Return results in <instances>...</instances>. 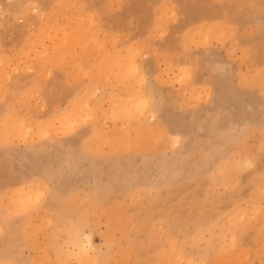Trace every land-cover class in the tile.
Instances as JSON below:
<instances>
[{
  "label": "rangeland",
  "instance_id": "rangeland-1",
  "mask_svg": "<svg viewBox=\"0 0 264 264\" xmlns=\"http://www.w3.org/2000/svg\"><path fill=\"white\" fill-rule=\"evenodd\" d=\"M83 131L111 199L6 189L23 264H264V0H0V144Z\"/></svg>",
  "mask_w": 264,
  "mask_h": 264
},
{
  "label": "crops",
  "instance_id": "crops-1",
  "mask_svg": "<svg viewBox=\"0 0 264 264\" xmlns=\"http://www.w3.org/2000/svg\"><path fill=\"white\" fill-rule=\"evenodd\" d=\"M85 133L83 131L74 138L53 141L56 143L53 145H46L45 141L27 145L12 144L14 146L0 144L2 179L9 172L12 174L9 181H0L8 184L4 189V185H0V198L10 187L37 185L45 191L43 211L56 215H62L60 201L79 192L89 191L99 201L110 200L111 183L117 180L113 178L109 183V161L94 159L84 153L81 143L78 142ZM2 222L9 230L0 237V259H7L12 264H23L26 257L16 247L21 243L23 226L27 221L4 214ZM14 241L18 242L17 245ZM13 246L15 250L10 249Z\"/></svg>",
  "mask_w": 264,
  "mask_h": 264
},
{
  "label": "bare ground",
  "instance_id": "bare-ground-1",
  "mask_svg": "<svg viewBox=\"0 0 264 264\" xmlns=\"http://www.w3.org/2000/svg\"><path fill=\"white\" fill-rule=\"evenodd\" d=\"M231 18L232 17V15H230V14H227L226 16H225V19L224 20H226V18ZM227 21V20H226ZM2 174V173H1ZM0 174V179H2V177H3V175H1ZM165 178V177H164ZM161 179H163L162 178V176L159 178V180H161ZM158 184H163V183H165V181H163V183H161V182H157ZM4 185L2 188L4 189V188H7L8 187V184H3V183H0V185ZM160 189V191H162V190H164V189H162V188H159ZM161 194V193H160ZM190 200H192V199H190ZM189 202V201H188ZM194 203V202H193ZM195 204V203H194ZM50 206H51V204H49ZM195 218V217H194ZM77 231V230H76ZM73 234V233H72ZM75 236H76V232H74V236H70L69 238L70 239H74V243L76 242V239H75ZM76 244V243H75Z\"/></svg>",
  "mask_w": 264,
  "mask_h": 264
}]
</instances>
